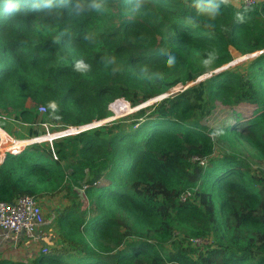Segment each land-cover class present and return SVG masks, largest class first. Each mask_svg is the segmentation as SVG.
<instances>
[{"label": "trees", "instance_id": "obj_1", "mask_svg": "<svg viewBox=\"0 0 264 264\" xmlns=\"http://www.w3.org/2000/svg\"><path fill=\"white\" fill-rule=\"evenodd\" d=\"M93 2L0 0V129L31 139L180 89L7 150L0 201L54 202V243L0 264H264V53L213 71L264 48V1L214 18L193 0Z\"/></svg>", "mask_w": 264, "mask_h": 264}, {"label": "built area", "instance_id": "obj_2", "mask_svg": "<svg viewBox=\"0 0 264 264\" xmlns=\"http://www.w3.org/2000/svg\"><path fill=\"white\" fill-rule=\"evenodd\" d=\"M262 1L264 0H236V2L234 3L231 2V3L236 4V5H244V6L250 7V6H257ZM258 52L259 53L264 52V48L248 53V54H245V55H242V57L244 56L246 58H250L252 57L253 54L257 53L256 55H258L259 54ZM209 75H210V72L207 76H204V78L208 77ZM199 77H202V76H199ZM127 106L129 107V104H127ZM38 110L40 112H43L45 108L44 106L40 105L38 107ZM102 122L103 120H100L98 122H93L90 125L80 126L77 131H80L81 128H83L84 130L86 128L98 125ZM63 131H65V134H61L62 136L66 134H70L69 132L72 130L66 129ZM56 136L58 137L57 134H55L51 138H47L45 136L44 137L38 136L41 138L37 139V137H34L28 140L26 142L27 144L22 146V149L31 143L40 142L43 140L50 141ZM193 159H195V157H193ZM200 163H203V160L200 161ZM190 195H191L190 190L184 191L181 194L180 199L185 200V198ZM43 220H44L43 213H42V209L39 204V201L31 195H27V194L21 195L12 202L0 201V240H1L0 242L8 241L10 244H16L18 241H21V240L35 241L36 239H38L37 233L39 231L40 225L43 223ZM192 241L196 244H199L202 242V239L195 238Z\"/></svg>", "mask_w": 264, "mask_h": 264}, {"label": "rangeland", "instance_id": "obj_3", "mask_svg": "<svg viewBox=\"0 0 264 264\" xmlns=\"http://www.w3.org/2000/svg\"><path fill=\"white\" fill-rule=\"evenodd\" d=\"M231 1V0H230ZM231 2H236V0H232ZM232 53H233V60L227 64H225L223 67L225 68H228V66L230 65H233L235 63H238L244 59H246V57H242L240 56L241 54L237 51H234L232 50ZM259 53V52H258ZM264 53V52H263ZM257 54V53H256ZM256 54H253V56H255ZM220 70H223L222 68ZM214 71V70H213ZM213 71L210 72V74H213ZM217 73V72H216ZM209 74V73H208ZM207 73H204L200 76H202L199 80H202L204 78V76H207L208 75ZM210 76V75H209ZM198 80V81H199ZM195 82V81H194ZM179 86H177L175 89H173L172 91L170 92H173V91H176V90H179ZM168 92V93H170ZM167 93V94H168ZM166 94V93H165ZM163 96H165L164 94L160 95V96H157L153 99H150V100H146V101H143L142 103H140L139 105L135 106L134 110H136L137 108H140V107H143V106H146L150 103H152L153 101L157 100V99H160L162 98ZM115 101V100H114ZM113 101V102H114ZM126 101V100H125ZM111 102L110 105H109V109L111 110L112 112V115L111 117H108V119L106 118L105 120L103 119V122H106V121H109V120H112V119H115V118H118L120 116H123V115H126V114H129L131 112H133V107L129 105V108L125 111H122V112H117L115 111L114 109L111 108V104L113 103ZM127 102V101H126ZM127 104H129L127 102ZM9 127L12 129L14 127V125L12 123H10ZM44 129H45V134L41 135L42 137H47V138H51L55 135V133H57V135H61V134H65V131H61V132H53L54 130L51 129V126L50 125H44L43 126ZM79 128V127H78ZM78 128L76 127H69L67 129H70L72 131H70L69 133L70 134H73V133H76V132H79L77 131ZM81 130H83V128H81ZM80 130V131H81ZM20 134H25L27 132V129L26 128H20ZM9 135V134H8ZM11 136V135H10ZM12 137V136H11ZM14 138V137H13ZM34 138V137H33ZM41 137H37V139H39ZM0 139H1V135H0ZM19 139H22V138H19ZM24 139V138H23ZM30 139V138H29ZM32 139V138H31ZM36 139V140H37ZM18 144H22V141L21 142H18ZM84 202H85V199H83ZM39 201V204L41 206V209H42V213H43V223L40 225V228H39V231L37 233L38 235V239H36L35 241H26V240H21V241H18L16 244H10V251L9 253L7 254L10 258H13L15 259L16 257L19 258L20 260H23V261H26V260H29L30 258H32L33 256H35L39 251H42L43 247L46 245V244H52L54 243V235H53V232H52V229H51V220H52V217L51 219H49L47 217V215L49 214V212L51 211L52 207L54 206V202L52 201H46V200H38ZM53 216V215H51ZM34 242V244H33ZM6 255V256H7ZM18 259V260H19ZM16 260V259H15Z\"/></svg>", "mask_w": 264, "mask_h": 264}, {"label": "clouds", "instance_id": "obj_4", "mask_svg": "<svg viewBox=\"0 0 264 264\" xmlns=\"http://www.w3.org/2000/svg\"><path fill=\"white\" fill-rule=\"evenodd\" d=\"M227 2H228V0H193V3L199 9V11L205 13L206 15H208L212 18H214L216 16L217 11L219 9V4L220 3H227ZM44 6L45 7H51L52 6V0H46V3ZM139 6L140 5L137 4L135 6V9H138ZM78 7H79V5H78ZM90 7L99 10L101 7V4L96 3L94 0L93 4L90 5ZM173 61H174V57H170L168 60V64L171 65L173 63ZM86 67H87V65H85L83 61H79L76 64V68L78 70H83ZM221 134H222V132L220 130H216V131H213L212 133H210L212 138H215L216 136L221 135Z\"/></svg>", "mask_w": 264, "mask_h": 264}, {"label": "crops", "instance_id": "obj_5", "mask_svg": "<svg viewBox=\"0 0 264 264\" xmlns=\"http://www.w3.org/2000/svg\"><path fill=\"white\" fill-rule=\"evenodd\" d=\"M1 139H0V162L2 161L3 154L12 148L16 147H22L26 142L30 139H18L13 138L10 135H8L5 131L0 129ZM22 144H18V142H21ZM1 241V240H0ZM34 244V242H33ZM10 251V243L8 241L0 242V257H7L10 258L7 254ZM7 255V256H6ZM19 259V258H15ZM20 260V259H19Z\"/></svg>", "mask_w": 264, "mask_h": 264}, {"label": "water", "instance_id": "obj_6", "mask_svg": "<svg viewBox=\"0 0 264 264\" xmlns=\"http://www.w3.org/2000/svg\"><path fill=\"white\" fill-rule=\"evenodd\" d=\"M223 66H224V65H223ZM223 66L216 68V69L214 70V72H215V73H216V72H220V71H221V70H220L221 68H222V69L225 68V67H223ZM200 78H201V77L197 78L196 81H198ZM196 81H195V82H196ZM190 84H192V83H190ZM190 84H189V85H190ZM164 95H167V93L164 94ZM134 108H135V107H134ZM134 108H133V109H134ZM95 122H98V121H95ZM1 130H2V129H1ZM68 130H70V129H68ZM55 134H57V133H55ZM0 135H1V134H0ZM58 136H59V135H58ZM60 136H62V135H60ZM56 137H57V136H56ZM5 154H6V153H5ZM4 156H5V155H4ZM0 163H1V162H0Z\"/></svg>", "mask_w": 264, "mask_h": 264}]
</instances>
